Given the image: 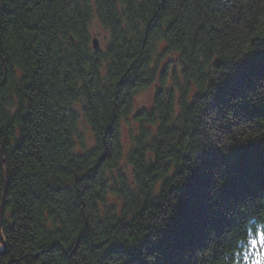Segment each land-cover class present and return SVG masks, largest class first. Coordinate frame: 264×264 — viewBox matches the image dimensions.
I'll return each mask as SVG.
<instances>
[{
    "label": "trees",
    "instance_id": "obj_1",
    "mask_svg": "<svg viewBox=\"0 0 264 264\" xmlns=\"http://www.w3.org/2000/svg\"><path fill=\"white\" fill-rule=\"evenodd\" d=\"M263 128L264 0H0V264H249Z\"/></svg>",
    "mask_w": 264,
    "mask_h": 264
},
{
    "label": "rangeland",
    "instance_id": "obj_2",
    "mask_svg": "<svg viewBox=\"0 0 264 264\" xmlns=\"http://www.w3.org/2000/svg\"><path fill=\"white\" fill-rule=\"evenodd\" d=\"M91 34L93 37H97L99 39L100 49L106 50L107 46H109L108 44L110 42V34H108L107 30H105L101 26V24L98 23L96 19L93 21ZM172 58L176 59V56L174 55ZM159 87H160L159 82H156L152 84L148 89L138 92L132 101L133 102L132 114L129 115L127 119H122L119 122V130L122 137V145L125 151V155L122 158L123 160H121L119 163V168L121 171L119 172V183L120 184L122 183L121 180H126L125 182L129 185L131 189L135 187V182H134L135 170H133L131 164L128 163L125 157L133 147V144H131V142L134 140L132 134L137 133L139 129V124L134 120V117L136 114H138V112L142 111L143 109L151 108V103L153 102V99L157 91L156 88ZM80 129L84 133L85 144L87 148H92L94 146V140L92 138L91 129L89 127L88 128L86 127V123L84 121H82ZM157 181L158 182L154 184L151 190L152 193H159L161 182L159 180ZM111 200H113V198H111ZM260 237L257 240V244L255 248H253L252 245H250L251 246L249 248L250 251L247 253L246 256L247 261H249L250 264H253L254 260L256 259L255 254L264 251V247H261Z\"/></svg>",
    "mask_w": 264,
    "mask_h": 264
},
{
    "label": "water",
    "instance_id": "obj_3",
    "mask_svg": "<svg viewBox=\"0 0 264 264\" xmlns=\"http://www.w3.org/2000/svg\"><path fill=\"white\" fill-rule=\"evenodd\" d=\"M93 48L94 49H98L99 48V40L97 38L93 39ZM0 163H1V167H2V178H3V185H4V193L2 196V203L0 206V232L2 231V222H3V216H4V204H5V200H6V194H7V188H8V174L7 171L4 169V164H5V159L3 156V152L0 149ZM0 239L2 241V244L4 246V249L2 251H0V255H2L5 252V247H6V242L4 237L0 234Z\"/></svg>",
    "mask_w": 264,
    "mask_h": 264
},
{
    "label": "snow or ice",
    "instance_id": "obj_4",
    "mask_svg": "<svg viewBox=\"0 0 264 264\" xmlns=\"http://www.w3.org/2000/svg\"><path fill=\"white\" fill-rule=\"evenodd\" d=\"M260 243H261V247H264V234H262L260 237ZM256 244H257V240L252 239L251 245L253 248H255ZM255 255H256V259L254 260L253 264H264V251L259 252L258 254ZM245 259H247V257H245Z\"/></svg>",
    "mask_w": 264,
    "mask_h": 264
},
{
    "label": "bare ground",
    "instance_id": "obj_5",
    "mask_svg": "<svg viewBox=\"0 0 264 264\" xmlns=\"http://www.w3.org/2000/svg\"><path fill=\"white\" fill-rule=\"evenodd\" d=\"M140 92V91H139ZM138 93V92H137ZM137 95V94H136ZM155 105V101H154V99H153V102L151 103V106H154ZM263 130H264V128H263ZM131 144H133V145H136L137 144V142H136V140H133L132 142H131ZM134 177H136V173L134 172Z\"/></svg>",
    "mask_w": 264,
    "mask_h": 264
},
{
    "label": "clouds",
    "instance_id": "obj_6",
    "mask_svg": "<svg viewBox=\"0 0 264 264\" xmlns=\"http://www.w3.org/2000/svg\"><path fill=\"white\" fill-rule=\"evenodd\" d=\"M251 223H252V225H253V226H255V225H256V223H257V221H256V220H254V219H252V220H251Z\"/></svg>",
    "mask_w": 264,
    "mask_h": 264
}]
</instances>
